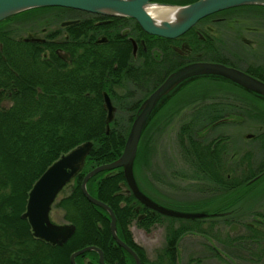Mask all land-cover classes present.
<instances>
[{"label":"trees","instance_id":"16d2710c","mask_svg":"<svg viewBox=\"0 0 264 264\" xmlns=\"http://www.w3.org/2000/svg\"><path fill=\"white\" fill-rule=\"evenodd\" d=\"M197 1L199 0H157L158 3L176 6H186ZM40 12H58L55 15L57 22L77 13L65 8L36 9L0 23V264H71V255L89 246L103 251L106 264H136L133 257L116 244L111 234V218L108 212L90 203L84 196L81 185L85 176L94 168L113 163L122 156L132 124L143 102L162 84L166 75L169 76L187 63H174L164 72L162 69L157 70L156 65L150 63V60H154L153 57L147 55L146 69H136L129 44H79L72 48L66 39L59 46L66 54H74L75 49L73 56L82 52L80 56L86 57L87 51L106 47L108 60H54L57 57L54 43L46 45L23 42L24 34L33 32L42 25L40 20L34 22V25L29 24ZM223 14H231L232 21L248 20L254 25L264 24L263 6H246ZM111 19L122 22L128 18ZM196 29L183 38L191 48L189 63L198 61L195 58L202 54L207 58L220 59L213 61L238 67L240 63L231 60V57L238 60L239 57L248 55V49L241 55L231 52L223 35L211 40L200 39ZM155 39L164 43L167 41L162 38ZM82 46L86 48H81ZM120 54L125 59L124 91L116 93L113 84H121L122 81L118 78L116 69ZM260 54L264 56V46ZM92 55L100 59L106 56L104 52ZM44 57L51 60H43ZM246 70L264 82V65L258 70L253 67ZM153 76L155 81H151ZM199 81L231 84L239 88L241 93H237L236 98L230 101L227 96H209L211 94L191 101H179L180 105L196 106L193 108V120L189 124H183L178 133V144L183 157L191 162L196 172H200L194 173L192 178L215 182L218 185L216 189L235 202L244 201L253 193L258 200H264V129L253 140L256 143L255 148L234 155L235 175L231 178L228 174L233 168L222 158L223 152L227 151L221 145L225 139L210 142L206 136L213 127L223 123L222 120L216 121L229 106L236 107V119L246 116L261 121L260 124L264 126V98L232 82L204 77L185 85L163 107L191 84ZM104 92L111 95L117 109L109 133ZM240 105L249 106L251 109L241 112ZM151 121L140 142L137 156V160L140 158L139 168L143 165L149 168L151 165ZM86 142L93 143L86 165L71 182L70 195L57 200L53 208L63 212V220L74 225L76 233L63 246H52L36 239L29 222L22 218L26 212L29 194L52 164ZM135 173L137 175L136 163ZM260 185L262 187L257 189ZM87 189L91 196L113 210L117 218L118 236L137 253L142 264H178L177 251L181 236L192 232L207 233V222L204 220L173 219L148 213L149 210L131 193L122 168L96 175L88 182ZM140 213L147 215L138 221ZM134 224L148 233L155 224L166 226L165 245L158 251L155 261L149 259L145 248L135 241L131 232ZM216 224L215 221L211 222L209 227ZM225 224L228 225L229 222ZM245 226L247 234L232 239L231 245L233 247L235 242L237 248L250 251V257L245 256L246 259L261 263L264 258L261 253L264 250V218H258L257 222ZM76 261L78 264H100L96 252H87Z\"/></svg>","mask_w":264,"mask_h":264},{"label":"flooded vegetation","instance_id":"af4514ba","mask_svg":"<svg viewBox=\"0 0 264 264\" xmlns=\"http://www.w3.org/2000/svg\"><path fill=\"white\" fill-rule=\"evenodd\" d=\"M70 10H73V9H70ZM74 11H76L77 13L59 22H57V18L55 17V15L58 12H48V14H41L40 12V14L37 15L36 17L37 19L35 18L32 21H29L30 22L29 24L34 25V22H37V20H40V23L42 25L39 27V29L34 30L33 32H28L27 34H24L23 42L27 44H46V45L50 44L51 42L54 43L56 46V54H57V57L54 60H108V57H107L108 50L106 47L104 48L102 47L100 49H97V48L93 49L92 47L93 50L86 52L88 54V56L86 57L80 56L82 52H80L78 56H73L76 53L75 49H74V54H71V53L66 54L59 47L61 45V42L64 39L70 42V47L72 48L78 47L79 44L86 45V46H90L91 44H93L94 46H111V45L122 46L123 44H129L131 47V55L133 56L132 61L135 62L134 67L136 69H139L141 67L146 69L145 64L147 62L146 59H148L146 56L148 55V56L153 57L154 59V60L149 59L150 63L153 62L154 66L156 65L155 67L158 68L157 70L162 69V71L164 72H167L168 69L174 63L182 64L186 62L187 64L185 66H187L189 64L198 63V62H211V63H219V64L226 65L228 67L236 68L256 78L257 80L261 81L257 76H254L248 73L246 68L253 67L254 70H258L259 68H262L264 65V56L260 54L263 49L262 46H264V24L262 25L261 24L260 25L243 24L244 22H246L244 20L241 22H239V20L232 21L231 14H223V12H221V13L214 14L212 16H209L201 20L194 27V28H197L196 33L197 35H199L200 39L202 40L206 38L211 40L214 37L216 38V37L223 35L224 40L226 41V45L231 52H234V49H235L232 47L233 44H235L234 46L236 47H243L248 50H253L256 56L246 55V56L239 57L238 60H249V63L247 65L240 63V65L237 67L234 65L230 66L229 64L228 65L224 64V62L220 63V62L213 61V60H220V59L207 58V57H204L202 54H198L197 57L195 58V60H198V61L189 63L188 57L190 55L189 51L191 50V48L189 47L188 42L184 41L183 38L185 37L186 34H188L194 28H192L189 32H187L183 36L178 37L176 39L162 38V39L167 40L166 43H164V42L157 41L155 39V38H161V37L152 36V35L147 34L145 31H143V29L134 19L128 18L122 22H114L111 19L113 17L93 14V13H88V12H83V11H78V10H74ZM228 11L230 10H227L224 12H228ZM68 22H73V24L64 25L65 23H68ZM231 22H234L236 25H233V23ZM26 40H29V41H26ZM151 47L153 48L152 50H151ZM81 48H86V47L82 46ZM160 48L161 49L164 48V50H161ZM98 52H104L106 56L100 59L92 55L93 53H98ZM236 59L237 58L231 57V60H236ZM43 60H51V59L50 58L47 59V57H44ZM124 62H125V59H123L122 55L120 54V56L118 57V66L116 67V69H117L118 78L122 81H121V84L120 83L113 84V89L115 90L116 93H121L122 91H124L123 90ZM185 66H182V67H185ZM138 71H134V72H138ZM169 76L166 75L164 81ZM151 81H155L154 76L151 78ZM203 82H206V81H203ZM207 82H215V81H207ZM197 83L198 82H195L191 84L190 86L196 85ZM220 83L218 86L221 87L219 89H222V91L224 90L225 85L229 87H233V88L235 87L234 85H231V84H220ZM186 89L182 91L179 95H177V97L172 99L165 107H163V109L155 116V118L150 123L149 134H150V141H151V147H152V152L150 156L151 157L150 158L151 169L153 166V160L154 159L157 160L158 135L162 133V131L165 128H168L170 124H172V120L175 119V117L177 116V113L179 114L182 113V116H183L182 118L184 119L181 122L179 129L183 124L191 123V120H193L194 118L193 108H195L196 106L179 104V98L183 96V94L186 92ZM234 89H228V91H226L224 94H222L223 92H218V94H215V95H212V94L211 95L207 94V95L224 96V97L227 96L229 97V101H230L232 98H236L237 93L239 92L241 93V90L239 88H234ZM105 93L106 92H104V95ZM107 94L111 99V95L108 92ZM191 100L193 99H190V101ZM112 104H113V101H112ZM249 109L251 108L246 105L244 106L240 105V108H239L241 112H247ZM116 112H117V109H116ZM236 113H237L236 107L229 106L226 112L223 114V116L217 119L216 121L218 122L222 120L221 122L223 123L218 124L215 127H213V129L210 130L206 135L210 142L217 141L221 138L225 139V141L222 142L221 145L224 146V149H226L227 151L223 152L222 158L229 167L233 168V170L228 174L229 178L235 175V170H234L235 165H234L233 159H234V155L238 154L232 148V144H233L232 137L231 135H226V134L215 133L214 136H212V134L215 132L216 128H219L221 126L229 127L231 125L232 126L236 125L237 123L238 125H244L245 123H249L248 121L252 122V119H249L246 116H243V118L240 117L236 119L235 117L237 115ZM211 125L212 123L210 124V126ZM259 125L260 126H258L257 128L258 132L264 129L263 125L261 124ZM257 135L258 134H254V135L247 134V139L255 140ZM178 142L179 140H178V135H177V143H176L177 145L176 146L179 152H178V155L176 156L175 161L186 166L191 171L192 175L194 173H200L199 170L198 172H196L194 167L191 165V162H188V159L183 157ZM215 146H217L216 143H215ZM166 162H167V165L164 166L163 168L168 169L172 167L171 161L166 160ZM224 174L227 175L226 172H224ZM136 177H137L138 184L143 191L147 192L148 194H150L151 196H153L154 198L158 199L161 202H164L166 204L167 203L171 204L170 201H168V199H166L165 197H162L157 192L156 188L152 184H150L149 182L146 183L144 181H141V179L139 178L138 171H137ZM154 177L157 181L156 175ZM197 182L207 184L206 186L208 187V192L210 193V197L200 202L202 205L196 202L197 205L203 206L205 209H208L209 212H205V213L203 212L204 217L195 219V220H204L205 222H207L206 224L208 225L205 227V229L210 228L213 231L212 234L210 235L208 234L209 236H207L206 234H201V233H196L197 235L206 236L205 238L207 239H211L212 238L211 235H212L215 238L218 232L221 230L219 229L220 225L227 226V224H225L226 222H229L228 225H230L231 227L233 224L240 225V227H242V229L244 230V235H245L247 234V228L245 226L246 224L257 222L258 218H264V200H261V199L258 200L256 196L254 195V193L253 195L248 196L247 199L244 201L235 202V201L228 199L225 195H222V192L216 189L218 185H216L215 182H211L208 180L206 181L204 179L197 180ZM261 187L262 185L257 186V189H260ZM216 202H220V206L213 208L212 206H214ZM187 204H194V203H187ZM244 204H247V207H245V209L240 211L239 208L241 206L243 207ZM160 205H162L163 207H166L163 204H160ZM142 206L144 205L142 204ZM166 208H169V207H166ZM148 210H149L148 213L152 215H156V214L162 215L151 209H148ZM139 211L140 210H137V212ZM146 215L147 213H140L138 221L143 220ZM164 217H168V216H164ZM168 218H172V217H168ZM173 219H177V218H173ZM214 221L217 222V224L213 227L211 226L209 227L210 223ZM161 227L164 228L165 233H166V226L161 225V224H155L151 232L155 231L157 228L160 229ZM217 228L219 230H217ZM141 230H143L145 233H148L144 229H141ZM196 234L192 232V233H186V235L181 236L179 243H178L179 249L177 251L178 252V264H201V260L199 258L196 259L195 263H191L189 260L188 262L183 263L182 257H181L180 246H181L183 239L188 235L194 236ZM241 235H236V237H239ZM236 237H232L230 238V240ZM163 247L164 246L158 249V251H160ZM213 248L214 250L220 253V250L217 248V246L213 245ZM226 249H229L231 252L234 253L233 255L228 254V256H226V259L228 258L229 262L232 264H235V262L239 264L238 262L241 260L247 264H261V263L264 264V258L261 259V263L253 262L252 260H249L250 258H247V259L241 258L240 254H237V253H241L242 249L237 248V244L235 242L233 243V247L230 244V248H226ZM224 251L227 252V250L225 249ZM242 251L246 253L245 256L250 257L249 255L250 251H247V250H242ZM261 253H262V256H264V250H262ZM157 255L158 253H156V256L154 259L150 258L149 256L148 257L152 261H155L157 259ZM215 256L217 259L224 261L222 258L223 255L221 254L219 255L217 253Z\"/></svg>","mask_w":264,"mask_h":264},{"label":"water","instance_id":"95a60500","mask_svg":"<svg viewBox=\"0 0 264 264\" xmlns=\"http://www.w3.org/2000/svg\"><path fill=\"white\" fill-rule=\"evenodd\" d=\"M157 0H0V23L26 11L42 8H67L109 17L130 18L137 21L147 34L165 39H176L194 28L201 20L227 10L263 6L264 0H199L186 6H175L156 3ZM151 6L177 8V21H157L150 15ZM73 22L65 23L70 25ZM29 41V40H26ZM215 77L220 78L264 98V83L247 73L219 63L198 62L189 64L173 72L142 104L128 136L122 156L115 162L94 168L83 179L81 189L87 200L108 212L111 218V234L118 246L127 251L136 261L142 264L136 252L118 236L117 218L113 210L90 195L87 189L91 178L105 171L123 169L126 183L134 197L145 207L164 216L177 219H199L204 214H190L172 210L155 202L140 188L135 176V162L143 133L163 105L185 85L193 80ZM108 111L107 132L115 118L116 108L107 93L104 95ZM251 137V136H249ZM93 149L92 142L83 143L63 155L52 164L34 184L22 218L27 220L36 239L52 246H63L76 233L72 224L59 225L51 220L53 206L64 190L84 169L87 158ZM96 252L100 264H106L101 249L89 246L71 255V264H77L76 258L87 253Z\"/></svg>","mask_w":264,"mask_h":264},{"label":"rangeland","instance_id":"374dc122","mask_svg":"<svg viewBox=\"0 0 264 264\" xmlns=\"http://www.w3.org/2000/svg\"><path fill=\"white\" fill-rule=\"evenodd\" d=\"M247 23L253 24L251 21L248 20L243 24ZM234 45L235 44H233V48H235V54L241 55L245 53V48L236 47ZM239 49H243V52H240ZM248 55L256 56L253 50H248ZM235 61L244 65H247L249 63V60ZM219 83V81H199L196 85L188 87L183 96L179 98V101L181 103L183 101H188L197 97H203L207 94L215 95L218 94V92H223L222 94H224L226 91H228V89L236 88L225 85L224 90L222 91V89H219ZM182 117V113H177L175 119L172 120V124H170L168 128H165L162 133L158 135L157 160H153L152 169L150 166L149 168H146V166L144 165L142 168H139L140 158H138L136 162V167L141 181H144L146 183L149 182L150 184H152L156 188L157 192L162 197L168 199L171 204L161 202L144 191L149 197L151 196L152 198H150L153 199L155 202L163 204L166 207L180 212L190 214H203V212H209L208 209H205L203 206L197 205V203H200L206 198L210 197L208 187L206 186L207 184L199 183L197 182V180H193L191 171L186 166L175 161L176 156L179 152L176 143L177 135L179 132V126L184 120ZM248 122L249 123H245L244 125H238L237 123L236 125H231L229 127L221 126L215 129V132L212 134V136H214L215 133L231 135L233 140L232 148L236 153L243 154L246 150L256 147L255 141L253 142L254 139H247V134H258L259 132L257 128L258 126H260L259 124L261 123V121H256V119H252V122ZM166 160L172 162V167L168 169L163 168L167 165ZM155 175L157 177V181L154 177ZM70 193L71 184L65 187L62 193L59 195L58 200H61L62 198L70 195ZM219 206L220 202H216L212 207L215 208ZM245 207H247V204H244L243 207L241 206L239 208L240 211L245 209ZM51 219L54 223L59 225L68 224L66 221L63 220V212L59 209H53ZM206 226L208 225L205 224V227ZM219 229L221 230L218 232L215 238L211 235V239L213 240L205 238L206 236H201L197 234L194 236H186L180 246L183 263L188 262V260L191 263H195L196 259L199 258L201 260V264H232L229 262L228 258L226 259V256H228V254L233 255L234 253L226 248H230V238L236 237V235H244V230L238 224H233L232 227L230 225H220ZM219 229L217 228V230ZM205 231H207V236L213 233L210 228L205 229ZM131 232L133 233L135 241L145 248L148 256L152 259L155 258L156 253H158V249L165 245L166 233L164 228L162 227L160 229L157 228L153 232L145 233L143 230L139 229L136 224H134L133 226H131ZM213 245L217 246V248L220 250V253L214 250ZM224 249L227 250V252H225ZM217 253L219 255H223L222 258L224 261H221L220 259L216 258L215 255ZM237 254H240L241 258H245L246 255V253L242 250L241 253ZM238 263L247 264L242 260ZM235 264H237V262H235Z\"/></svg>","mask_w":264,"mask_h":264},{"label":"bare ground","instance_id":"6f19581e","mask_svg":"<svg viewBox=\"0 0 264 264\" xmlns=\"http://www.w3.org/2000/svg\"><path fill=\"white\" fill-rule=\"evenodd\" d=\"M148 12L157 21H177L179 18V12L177 8L171 7H161V6H151Z\"/></svg>","mask_w":264,"mask_h":264}]
</instances>
